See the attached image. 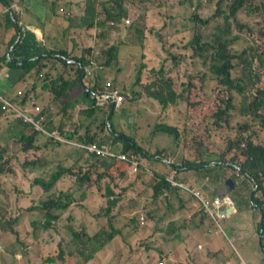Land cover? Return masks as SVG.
Returning a JSON list of instances; mask_svg holds the SVG:
<instances>
[{
    "label": "trees",
    "instance_id": "obj_1",
    "mask_svg": "<svg viewBox=\"0 0 264 264\" xmlns=\"http://www.w3.org/2000/svg\"><path fill=\"white\" fill-rule=\"evenodd\" d=\"M12 3L13 0H0V48L5 47L6 49L1 52L2 56H0V93L4 95L8 91L6 82L18 83L27 78L36 80L25 91L17 92L16 98L13 99L16 105L24 106L31 102L40 104L42 98L51 94V101L56 102L59 106H65L66 110L69 109V117L72 119L69 128L63 121L59 130L62 136L83 144H90L108 135L111 137V142L118 146V150L127 153L135 152L139 162L138 170L133 171V166L128 161L117 158L111 161L101 159L98 155H87L84 149H80V154L75 161L68 162L70 158L68 157L59 162L57 169L47 172L50 174L48 179L42 178V176L36 177L34 183L42 184L48 192V196L34 200L26 208V212H29L30 215L28 235L31 237L21 238L22 233L18 227L22 223L21 215H12L6 222L0 218V244L10 248V251L7 250L8 253L16 254V243L15 241L13 243L8 234L9 231H13L20 237L19 240L24 247L23 258L20 261L16 260L13 264H104L102 257L97 255V251L104 249L107 245L114 246L115 240L127 232L135 238L140 229L145 227L147 219H153L159 223L160 216L166 220L170 219L166 221L169 226L161 227L160 230H166L163 234L164 239L170 242H181V238L187 240L186 233L182 229L188 228L189 225L192 229V226L195 225L194 217L201 208L197 204H192L191 199L184 200L178 192L172 195L170 191L167 195L171 198L166 202V206H162L161 209L153 206L155 200L162 198L161 194H165L164 190H169V183L155 175L156 170L152 171L154 167L151 164L155 157L159 158V154L164 151L173 155V167L177 174L190 169L201 170L200 167L204 163L207 168L212 160H217L218 166L224 165L222 161L235 163L237 166L234 169L255 179L257 189H263L262 194H264V144L258 142L250 133L253 124L258 121L264 127V0H217L216 16L223 17L224 21L229 23L225 29L227 33L225 35H209L202 32L196 33L193 41L189 43L174 42L170 46H166L163 42V45L157 49V55L150 57L149 51L156 41L153 39L150 50H144V61L139 68V78H136L135 89L133 80V83L128 85L120 77V73L124 70L121 63V44L109 43L108 45L107 42L109 36L115 38L118 36L107 35L110 31L101 30V28L110 27L114 30L117 27L119 29L120 26L112 25L111 21L119 22L123 16L133 15L135 19L129 27L134 28L138 34L142 35V16L146 14L145 18L150 10L147 3L143 7L135 0H86L85 13L81 16L76 14V16L77 24L83 29V35H85L82 41L92 43L88 48L81 46V42L76 36H71L72 30L77 28L75 24L70 23L62 29L48 28V19L45 15L47 10L50 13L48 14L50 18L56 20L67 18L71 21L72 14L75 15L72 12L74 9L73 0H46L45 3L40 0L32 1L34 8L39 10L35 16H37L38 25L45 33L43 43H39L36 33L30 30L29 36L24 39L26 31L23 30L22 25H19L18 14L16 12L13 14L15 10L10 8ZM199 6L200 3L197 4V7ZM194 7L196 10V4ZM101 13L105 14V20L99 19ZM2 16L3 19H1ZM194 16L196 21L204 25L210 23V18L204 19L197 13ZM233 16L237 20L230 19ZM2 20L6 21L2 22ZM7 22L15 27L13 32L8 28ZM242 25L246 27L243 30ZM93 30H97L96 36L89 34ZM157 36L161 38L159 33ZM207 36L209 41L204 40ZM69 38L74 44L72 52H69L65 46ZM16 40L18 41L13 51L18 50L19 52H14V54L12 51V55L9 57L8 52ZM42 48L48 54L34 59V56H37ZM182 48L190 49V52L182 51ZM191 48H193V53ZM135 49L138 50V47ZM162 51L165 52V55H162ZM160 55L163 56V60L158 58ZM182 57L191 58L192 63L191 71L187 72L189 78L182 80L185 86L183 93L180 94L173 85L180 78L179 66L182 64ZM146 59L149 61L147 62ZM235 59L243 65V68H238V72L241 74L239 76H235L233 73ZM55 62H59L61 65V72L59 68H56ZM145 67H150L157 77L153 81L141 85L143 82L142 72ZM72 68L75 72H69L70 77H67L66 72ZM210 74H212L211 77ZM59 76H61L62 82L60 89L56 90L58 85L56 81L60 79L56 78ZM206 78L216 80L220 86L219 94L214 99L202 95L206 83L201 86L196 83V81ZM49 82H51L50 85ZM85 83L89 89L84 86ZM39 85H42L41 90L38 88ZM144 86H146L149 96L164 102L165 106L170 102L175 103L178 97H186V93L189 92V105L187 104L184 116L186 120L194 122L186 124L183 130L166 121L162 124L156 123L153 128L140 125L147 114L144 113L143 106L139 105V102L147 97V95L140 96ZM47 87H49L48 92H46ZM128 87L132 90L129 98V103L132 106L131 111L137 114L139 119L134 135L128 134L125 131V126L119 120V110L122 107H118L113 98L107 99L103 105H100L98 98L99 94H106L109 91H118V93L126 95L123 88L127 89ZM77 89H79L78 92ZM128 92L130 93V90ZM8 97L10 96L8 95ZM202 101L204 103L201 104ZM1 102L0 100V104H2ZM127 103L125 101L123 104ZM38 104L31 110V113L36 118L44 119V129L32 128V133L29 131L21 134L19 141L15 140L20 145L16 153L9 149V143L13 139L0 142V175L17 173L16 168L24 176H28L32 172L40 174L50 162L47 151L70 144L48 133L49 124L54 121L50 114L46 113L49 108L38 110L36 109ZM7 114L8 110L4 115ZM11 114L16 116L15 111H12ZM66 116H68V111L64 113V117ZM115 117H117L116 124L112 121ZM232 117L239 125L236 128L229 125ZM16 119L20 122L18 117ZM57 119L60 120V117ZM225 123L229 129L237 133L235 138L224 136L229 145L220 149L216 143L210 140V137L205 136L202 126L206 129L214 127V131H217L223 128ZM55 128L52 127V130ZM142 128H147L148 133L151 134H159L162 132L161 130L174 134L176 143L184 137L192 147H195L194 154L197 155L198 151L207 152L210 160L199 162L194 156L187 157L186 151L169 150L172 145L160 147V142H163L161 137L153 140L148 135L144 137L140 134ZM124 138H127L128 141H125ZM82 160L85 162L81 163ZM214 172L213 169L209 170L207 176H213ZM230 174L235 176L236 173ZM128 180L130 183L123 185ZM137 182L139 189L135 188ZM87 183L95 191L101 192L105 199V205H108L107 207L103 205L100 212H94L96 217L103 216L102 213L107 215L108 227H105L104 222L101 221L100 224H97L98 229L91 231L90 223L82 218L80 210L87 206L83 198L86 191L83 192L82 188ZM130 187L135 191L134 196L128 194ZM118 190L120 191L118 192ZM125 198L127 201L123 205ZM136 198L144 200L146 204L141 212L135 214L133 209L128 211L127 206L132 207L136 203ZM7 200L8 197L0 202ZM197 200L195 199L193 202L196 203ZM258 201L259 199L256 198L255 202L262 207L263 201L262 203ZM0 205L3 204L0 203ZM0 211L3 213L1 208ZM262 212L264 214V210ZM187 213L190 214L189 219L185 218L181 222V217ZM206 219L207 217L204 215L198 226H205L204 232L210 227L217 230L214 221L210 218L213 222L211 225ZM62 222L63 224H61ZM40 230L44 232L43 235L38 234ZM50 230L52 232L48 236L57 233V238L53 243L47 245L42 241ZM174 232L176 233L174 234ZM244 240L246 249L254 251L255 243L252 242V239L245 236ZM133 242H131L132 251L137 253ZM55 244L56 246L53 248L48 247ZM165 251L169 252L167 257L172 258L176 255L174 250L166 249ZM220 254V250L215 253L217 257ZM36 256H40L41 259L35 260ZM1 260H3L2 252H0V262ZM136 260H138L137 257L132 256L128 259L127 264H134Z\"/></svg>",
    "mask_w": 264,
    "mask_h": 264
},
{
    "label": "rangeland",
    "instance_id": "obj_2",
    "mask_svg": "<svg viewBox=\"0 0 264 264\" xmlns=\"http://www.w3.org/2000/svg\"><path fill=\"white\" fill-rule=\"evenodd\" d=\"M17 0H15L16 2ZM23 10L25 13H29L28 15L22 16L23 21L25 23H29V26L32 29H35L37 33H39L40 38H44V33L41 32L39 23L37 21V18L35 16L36 13H39V10L34 8L32 5L33 0H19ZM45 3L46 0H40ZM74 1V9L72 16L73 18L71 21L67 18H58L57 20L54 18L48 17V14H50L47 10L46 12V18L48 19V28H60L69 25L70 23L75 24L77 28H74L72 30L71 36H76L77 39L81 42L80 45L88 48L92 43L87 41H82L83 37V29L78 26L77 24V16L76 14L83 15L86 10L85 1L86 0H73ZM138 4L145 7L146 3L150 7V13L147 14V16L144 18L146 14L142 16L143 22L141 24L143 28V34H138L137 31L131 30L129 27H124V24L121 23L122 20H120V29L112 30L110 27L106 29L101 30H108L110 31L107 35L114 34L117 35L118 38L115 37H108V45L109 43H115V44H121L122 51H121V63L124 66V70L120 73V77L122 80L125 81L128 85H131L134 81V89L136 78H139V68L141 64L143 63L144 59L142 58V55L139 54L135 47L138 46L141 49H144V42L146 41L148 45L146 47L150 50V47L152 46V42L150 41V38L155 39L156 41L153 44L152 49L149 51V56L153 57L157 55V49L161 45H163V42L166 46H170L172 43H189L190 41H193L194 37L196 36V33H208L209 35H218L221 33V27H224L227 25L226 20L224 21L223 17L216 16V4L217 0H135ZM200 3V6L197 7V4ZM196 4V10L194 5ZM195 13L200 14L204 19L210 18V23L207 25H203L201 22L195 20ZM4 17L2 16L1 19ZM100 19H105V14L101 13L99 15ZM131 18L134 20L135 17L131 15ZM230 19L237 20L234 16ZM6 20H2V22H5ZM221 21V22H219ZM35 22V24H34ZM9 27L12 32L15 29V27L10 23ZM58 24V25H57ZM60 24V25H59ZM23 25V24H22ZM2 27V26H1ZM30 28V29H31ZM24 29V28H23ZM243 30V29H242ZM241 30V32H242ZM157 33H159L160 37L157 36ZM89 34L91 36H96L98 34L97 30L90 31ZM106 35V36H107ZM28 35H24V39H26ZM144 37L147 38V40H142ZM38 38V37H37ZM23 39V41H25ZM19 40V38H18ZM16 40L15 43L12 45L11 49L8 52V55H12L13 47L18 41ZM205 41H209L208 36L204 38ZM45 41V39L43 40ZM213 41V40H212ZM39 42V41H38ZM32 44V42H31ZM68 45L69 50L71 51L72 47L74 46L71 38L68 39ZM133 49V50H132ZM5 47L0 48V56L2 51H5ZM185 52H190V49H181ZM18 53V50H14L13 53ZM14 53V54H15ZM45 54H48V52H45V49H40V53L37 56H34V59H38L39 57H43ZM162 55H165V52L162 51ZM160 60H163V56H158ZM182 64L179 66V69L181 71L180 78L177 79L176 91L178 93H183V89L185 84H183L182 80H187L189 77L187 76V72L191 71V63L192 59L189 57H182ZM11 60V59H10ZM147 62L149 59H146ZM56 68H59L61 72V65L59 62H55ZM243 68L242 63L235 59V66L233 69V73L235 76L241 75L238 72V68ZM69 72H75L71 69ZM66 72L67 77H70V75ZM212 74H210V77ZM157 77V74L155 72L150 70L149 68H144V71L142 72V81L141 85H145L146 83H149L153 81ZM60 78L56 81L58 83L56 90L60 89V84L62 82L61 76L57 77L56 79ZM27 82L31 81V78H28L26 80ZM36 80H34L32 83H35ZM51 82H49L50 85ZM143 83V84H142ZM198 86H201L202 84L206 83L202 90V95H205L209 97L210 99H214L218 96L220 86L213 81V79L206 78L204 80H198L196 81ZM140 84V83H139ZM38 88L41 90L42 85H39ZM81 89V87H78ZM218 89V90H217ZM49 87H47L48 92ZM125 94L128 97L132 94V90L130 87L127 89H124ZM130 90V93L128 92ZM20 91V90H19ZM45 92V93H46ZM188 94L186 93V97H178L176 98V102L165 106L162 102H160L157 99H154L150 96H147L145 100H141L139 102L140 106H143L144 113H147L144 116V119L140 122V125L147 126L150 128H153V125L156 123L162 124L164 121L167 123H170L172 125L179 126L182 130L185 128L186 124H191L194 121L190 122L186 120L184 113L187 110V104L189 105L188 100ZM13 89L9 91V96H15ZM147 95L146 86L142 88V93L140 96ZM67 96H69L67 94ZM182 96V95H181ZM8 97L0 95V98ZM209 99V100H210ZM42 101V99H41ZM207 101V100H205ZM72 103V102H71ZM204 103V101L201 102V104ZM46 105H50V101L47 102V100H43L42 103H40V109H45ZM52 108V107H51ZM132 106L131 103L123 104L121 110H119V120L121 121L122 125L125 126V131L130 134L134 135L136 132V125L139 121L137 114L133 113L131 111ZM50 114V111H48ZM117 116V115H116ZM234 116V114H233ZM161 120L160 122H158ZM113 123H117V117H115L113 120ZM157 121V122H156ZM64 122H66L67 127L69 128L72 122V119L70 117L64 118ZM10 125L11 129H6V126ZM229 125L231 127H238L239 125L236 124V122L233 120V117L230 120ZM59 125H57L58 127ZM32 127L30 126H23L20 123L12 122V121H2L0 124V142H7L9 139L12 140L9 143V149L11 152L16 153L18 149L20 148V145L15 142L19 141V137L23 133H28L31 131L32 133ZM50 130H52V126L50 127ZM202 130L204 131V134L207 138H211L210 140L213 141L218 145L220 149H224L226 145H229V142L227 139L224 138V136H230V138L236 137V131H233L232 129H229L227 127V123L224 124V127L221 129H218L217 131H214V127H209L208 129L204 128L202 126ZM159 134L156 133H148L149 130L147 128H142L140 131V134H142L144 137L148 135L151 140L157 139L158 137H161L163 142H160V147H163V145H172V148L169 147V150L172 151H186L185 154L187 157L194 156L195 159L197 158L199 162L207 161L208 154L207 152L198 151L197 155L194 154L196 151L195 147H192L188 140L186 138H182L181 140L176 143V138L174 134L166 133L163 130H161ZM250 133L254 136V138L260 142L261 144H264V127L262 126L261 122L258 121L257 123L253 124L252 129L250 130ZM104 137H107L110 140V137L105 135ZM134 137V136H133ZM73 149H76V147H71L70 145H61L58 147H55L51 149L50 151H47L49 158L53 160L54 164H51V170L57 169V165L60 161L67 159L69 156L73 155ZM80 150V149H79ZM172 155V154H171ZM173 157V155H172ZM210 160V159H209ZM84 160H82V163ZM164 166L165 170H168L169 172H173V168L170 165H167L163 162H161ZM230 162L225 163L223 166L217 165V160H212L207 168L204 170H197V169H190L186 172H183L181 176L189 175L192 179H194V184H197L198 191L201 192V194L207 198L214 206V197L216 194L221 193L225 194L227 193L228 189L223 181L227 178V176L230 173H236L235 178L237 180H240L241 182L238 184V187L230 191L229 193L234 198V201L238 207V218H244L245 211H246V199L248 194L255 190L257 188L255 179L248 177L241 173L240 170L234 169L236 168L232 164H229ZM206 164V163H204ZM216 164V165H215ZM154 169H152L153 172H155L156 169L160 168L159 161H154L152 163ZM203 165H201V168ZM228 167V168H227ZM232 171H231V169ZM218 170L214 181L212 183L214 184V187L211 184L208 183H201V178L199 177L200 172L206 174L209 170ZM46 172V171H45ZM44 171L42 173L32 172L29 173L28 176H24V174H18V176H0V191L6 192L8 195V200L6 202H0L3 205H0L1 210H3V213L0 211V218L4 219V222L7 221V219L12 215H21L22 223L18 225V227L21 230V238L26 239L28 237H31L28 235V231L30 230V222H29V212H26V208L29 207L34 200H39L42 198H46L48 196V192L44 189L42 184H35L36 177L42 176V178H49L50 174L45 173ZM215 173V172H214ZM209 174H206V176ZM221 180V181H218ZM130 183V180L126 181L123 185H127ZM264 185V181H263ZM139 189L138 182L136 183L135 188ZM120 190H118L119 192ZM263 189H260L256 192L259 196H263L262 194ZM129 196H134L135 191L132 187L128 190ZM116 196V194H115ZM183 199L186 200L188 194L183 195ZM116 198V197H115ZM1 199V196H0ZM110 199V198H109ZM169 199L164 198H158L155 200V206L156 208H160L162 206H166V202ZM194 196L191 195V201H194ZM127 199L125 198L123 205L126 204ZM197 205L201 208L199 210V222L202 221L204 215L207 217L206 221L209 222L211 225H213V222L210 220L211 217L207 215L205 210V203L203 201L199 202L196 201ZM105 200L101 198L100 193H97V195H94L93 198L87 203V206L82 210V218L87 220L90 223L91 231H95L98 229L97 224H100V222H104L105 227H108V217L105 213H102L103 216L96 217L94 212L98 213L100 212V206L99 205H105ZM146 202L144 200H141L140 198H136V203L130 207L127 206V210L133 209V213H138L142 211V208H145ZM5 206V207H4ZM106 207L108 205H105ZM104 207V208H106ZM204 209V210H203ZM190 217V214L187 213V215L183 214V217L181 222L186 218L188 220ZM195 219V217H194ZM212 219V218H211ZM170 219H165L163 216L159 217V223L154 221L153 219H147L145 227L140 229V232L136 235V237H131L129 232H127L125 235L118 237L115 240L114 246H105L104 249H101L97 251V255L101 256L103 259L104 264H127V261L130 257L136 256L138 260L134 264H158L160 261H164L165 264H223L222 259H227L229 256L234 264H243V261L241 259V255L234 245V243L231 242L233 238V232L232 228L233 225L230 222L229 219H220L221 227L218 222L215 220L214 223L216 225V229L219 230L216 237L217 240L214 237H212L211 241L216 240L218 241V244L223 248L227 250V254H220L219 257L215 255L216 252L209 254V245L210 243L207 242L208 236L204 235L205 226L199 227L198 225L192 226V229L189 225L188 228H183L182 231L186 233L187 239L190 241L189 243V251L186 250V243L185 240L181 242V246L178 247L175 257H167L166 255L169 254V252L165 251L163 248H165V242L168 243L170 246L171 242L167 239H164L163 234L166 232V230L160 231L161 227L169 226L168 222ZM99 221V223H98ZM189 223V222H188ZM241 223V220H240ZM6 226L9 228L8 224L5 223ZM63 224V222L61 223ZM144 226V225H143ZM166 228V227H165ZM173 228V227H172ZM174 229V228H173ZM52 230L48 231V234L45 237V239L42 241L44 244H50L53 243V241L57 238V233H55L53 236H48ZM54 233V232H53ZM176 232H174L175 234ZM243 231H240V234H243ZM8 234L10 235L13 243L15 241L16 243V254L12 255L7 252L10 251V248H6V246L3 244L2 248H0V251L4 253V256L2 257V263L6 264V262H11L12 264L16 260H21L24 256L23 254V244L19 240L20 237L13 231H9ZM39 235H43L44 232L42 230L38 231ZM162 234V235H160ZM157 237V238H156ZM156 239V240H155ZM134 241V242H133ZM131 242L135 245V251L137 253L132 251V245ZM194 242H197V246L194 244ZM235 242L239 243L238 240L235 238ZM175 243V241H173ZM264 243V241H263ZM139 244V245H138ZM200 245H203L202 248H200ZM218 245V246H219ZM255 249L258 251H263L259 253H246L243 255V258L247 264H256L259 261L261 257H264V249L262 248L261 243L255 242ZM55 245L48 246V247H55ZM219 246V247H220ZM197 247V248H196ZM176 250V246H173L171 248V251ZM44 251L42 250V253ZM57 253V250H56ZM164 256H163V255ZM15 257V258H14ZM41 259L40 256H36L35 260ZM264 264V262H262Z\"/></svg>",
    "mask_w": 264,
    "mask_h": 264
},
{
    "label": "clouds",
    "instance_id": "obj_3",
    "mask_svg": "<svg viewBox=\"0 0 264 264\" xmlns=\"http://www.w3.org/2000/svg\"><path fill=\"white\" fill-rule=\"evenodd\" d=\"M10 8H12V9H14L15 11H13V14L16 12L17 14H18V19H19V25H22L23 26V30H25L26 32H25V34L24 35H28V33H29V30L31 31V29H28V27L27 26H25V23H24V21H23V18H22V16L24 15V13H25V11L23 10V8H22V5H21V3H20V1L19 0H17L16 2H15V0H13V3H12V5H11V7ZM150 13V11L148 12V14ZM26 14V13H25ZM100 19V18H99ZM100 20H105V19H100ZM122 22L121 23H123L124 24V27L126 28V27H129V25L133 22V19L131 18V15H128V16H123L122 17ZM120 23V21L118 22V21H115V20H112L111 21V24L112 25H120L121 24ZM29 24H30V22H29ZM29 24L28 23H26V25H28L29 26ZM229 24V23H228ZM227 24V25H228ZM204 25V24H203ZM206 25V24H205ZM227 25H225L224 27H221V33L220 34H218V35H225V34H227L226 32H225V29H226V27H227ZM131 30H134L135 31V29L134 28H131V27H129ZM244 28H246V27H244L243 25H242V29H244ZM116 29H118L117 27H116ZM116 29H114V30H116ZM120 29V28H119ZM241 33V32H240ZM142 40H147V38L145 37V39H142ZM150 41L151 42H153V38H150ZM146 45H148L147 44V42L145 41L144 42V49H141L140 47H139V44H138V50H136L139 54H141L142 55V58H143V54H144V50H149L147 47H146ZM133 50V49H132ZM98 52L100 51L99 49L97 50ZM191 51H192V53H193V48H191ZM69 52H72V51H69ZM71 61H76L75 59H70ZM91 69H92V66H91ZM85 75H86V72H85ZM213 81H215L217 84H218V82L216 81V80H214L213 79ZM219 85V84H218ZM87 89H89V87L87 86V84L85 83V85H84ZM174 86V89H176V86H175V84L173 85ZM26 90V89H25ZM25 90H21V91H19V92H22V91H25ZM115 92V91H114ZM114 92H112V91H109V93H106L107 95L108 94H110L111 96L109 97V98H113V101L116 103V105L118 106V107H122L123 106V103H125V101L126 102H129V100H128V97H127V95H122V94H120V93H118L119 95H121L122 97H123V99L122 100H119L118 101V97L117 96H114ZM106 94H99L98 95V98H99V104L100 105H103L106 101H107V99H109V98H107L106 100H105V97H104V95H106ZM0 95H2L1 93H0ZM2 96H4V95H2ZM97 96V95H96ZM147 96H149L148 94H147ZM131 97V95H129V98ZM150 97H152V96H150ZM152 98H154V99H157V98H155V97H152ZM13 99L14 98H10V97H3V98H0V100L2 101L1 103V109H2V107H3V112H5L6 110H8V114L5 116V117H12V118H14L15 120H17L16 119V117H18L19 118V120H20V123L21 124H24V125H26V126H30V127H32L33 129H35L32 125H27V124H25L24 122H23V120L21 119V117L20 116H18L17 115V111H16V109H19V110H21V111H27L30 115H32V116H34L32 113H31V110L32 109H34L35 107H36V104H38V103H34V102H31V103H29V104H26V105H24V106H18V105H16L15 103H14V101H13ZM145 100V99H144ZM157 100H159V99H157ZM105 101V102H104ZM160 101V100H159ZM6 102H9V103H11V105H13L14 107H12V106H8V108H5L4 106V104L6 103ZM104 102V103H103ZM161 102V101H160ZM163 104H164V102H163ZM169 104H171V102L169 103ZM168 104V105H169ZM47 107V106H46ZM45 107V108H46ZM62 107V109H64L65 108V106H61ZM36 109H38V110H40V104H38V107L36 108ZM43 109V108H42ZM12 111H15L16 112V116L15 115H13V114H11V112ZM48 111H50V110H48ZM48 115H49V113L48 112H46ZM35 117V116H34ZM59 130L60 129H54V130H48V132H49V134L50 133H52V132H54V131H58V133H59V135H60V137H61V139L60 138H57V139H59V140H61V141H64V142H67V143H70V144H68V145H70L71 147H76L77 149H84L85 150V153L87 154V155H98L97 153H90V152H88V150L87 149H85V148H82V147H79V146H77L75 143L76 142H79V141H76V140H73V139H68V138H66V137H64V136H62L61 134H60V132H59ZM51 135V134H50ZM108 136V135H107ZM55 137V136H54ZM110 137V136H109ZM110 139H111V137H110ZM96 141H98V142H101V141H104V143H107V144H109V145H111L112 147H113V150H114V152L116 153V154H119V153H126V154H128L129 155V157L131 156V154H134V156H136V153L135 152H131V153H127V152H124V151H121V150H118V146H115V144L113 143V142H111V140H109L107 137H101V139H99V140H96ZM96 141H94V142H96ZM79 143H81V142H79ZM93 143V142H92ZM67 145V144H66ZM86 145H88V144H86ZM99 156V158H101V159H107V160H115L116 158L117 159H119V160H124V159H121L118 155H116V156H107V157H103V156H101V155H98ZM138 160V159H137ZM125 161H128V162H130L131 164H132V166H133V163L130 161V160H128V159H125ZM154 161H159V163H160V166H161V168H159V171H158V169H156V174L155 175H158L159 177H162V179H164V180H166L168 183H169V186H168V189L169 190H164V192H165V194H161V197L162 198H164V199H170L171 197L170 196H168L167 195V193L170 191L171 193H172V195H174V193L175 192H178L179 194H181V197H184L183 195H186V194H188V196L187 197H190L191 198V195H193L194 196V199H198V200H200V201H203L204 203H205V201L206 200H208L207 198H205L202 194H201V192L200 191H198V189H197V186L196 185H194V184H192L187 178H186V176H181L182 175V173H180V174H177V172L174 170V167H173V164H174V161H173V158H172V155H171V153H169V152H167V151H164L163 153H161V154H159V158H158V156H156L155 157V159H154ZM161 162H163V163H165V164H167V165H170V166H172V168H173V172H169L168 170H165V168H164V166L162 165V163ZM218 162V161H217ZM224 164L226 163V162H229V161H226V162H224V161H222ZM151 164H152V162H151ZM229 164H232L233 166H237V164H235V163H229ZM203 165H206V164H203ZM207 166V165H206ZM138 167H139V164H138ZM200 169H201V167H200ZM138 170V169H137ZM134 171V170H133ZM184 172H186V171H184ZM131 173H132V169H131ZM1 177L2 176H4V175H0ZM171 177H173V180H175V182H178V183H184L185 185H190L191 187H195L196 188V190L198 191V194H196V193H193V192H191V190L190 191H188V190H183V188H182V186L181 185H179V184H174L173 182H172V180L170 179ZM228 178H232V180L236 183V185L238 184V182L240 181V180H237L236 178H235V176H231V174H230V176L229 177H227L226 179H225V181H223L224 183H225V185H226V187L228 188V191H227V193H225V194H219V195H217L216 197H214V206H213V204H212V208H213V212H214V214H212V213H210L208 210H207V208H206V205H205V212L208 214V216L209 217H211L213 220H215L216 222H218L219 223V225H220V227H221V223H220V219H226L227 217H229L230 215H231V213L230 212H228L227 211V209L229 208V207H232L233 206V209L234 210H236L237 208H236V205L234 204V201L232 200V198H231V196L230 195H228L229 194V192L230 191H233L234 189H231L230 188V186L227 184V179ZM236 187V186H235ZM258 188V187H257ZM255 189V190H253V191H255V192H257L258 191V189ZM252 191V192H253ZM218 198H220L221 200H222V204L220 205V208H218L217 209V202H216V200L218 199ZM256 198H258L259 199V201L258 202H260V203H262V201H263V204H262V207H260V206H258V204L255 202V199ZM105 200V199H104ZM209 201V200H208ZM254 202H255V208H256V212H257V214L260 216V225H259V227H257L256 228V232L258 233V239H259V243H261V245H262V248L264 249V243H263V241H264V214H263V212H262V210H264V194H263V196H259L258 194H255V197H254ZM220 212H222V213H225L226 214V216L225 217H222V216H220L219 215V213ZM219 231V230H218ZM193 232V231H192ZM182 240H181V242H183L184 241V239L183 238H181ZM181 242H175V243H173V242H171V244H170V246L168 245V243L167 242H165L164 244H165V247H168L169 249H171L173 246H176V250H175V252H177V249H178V247L179 246H181ZM231 242L233 243V241L231 240ZM2 244H0V248H2ZM197 246V245H196ZM203 247V245H200V248H202ZM186 248V250L187 251H189V249L187 248V247H185ZM197 248V247H196ZM164 249V248H163ZM165 250V249H164ZM1 252V251H0ZM15 255V254H14ZM4 256V253L2 252V257ZM161 262H164V261H160L158 264H160ZM2 262H0V264H1ZM164 264H165V262H164Z\"/></svg>",
    "mask_w": 264,
    "mask_h": 264
},
{
    "label": "crops",
    "instance_id": "obj_4",
    "mask_svg": "<svg viewBox=\"0 0 264 264\" xmlns=\"http://www.w3.org/2000/svg\"><path fill=\"white\" fill-rule=\"evenodd\" d=\"M29 13H27L26 12V14L25 15H28ZM37 17V16H36ZM29 24V23H28ZM34 24H35V22H34ZM27 27H28V29H30L31 27L30 26H28L27 25ZM40 27V26H39ZM40 30H41V32H43L44 33V30L40 27ZM31 31H33V32H35L36 33V35H37V37H38V41H39V43H43L44 41V38L42 37V38H40V35H39V33H37V31L35 30V29H32L31 28ZM44 36H45V33H44ZM65 46L69 49V45H68V41L66 42V44H65ZM70 70V69H69ZM68 70V71H69ZM72 71H75L73 68H72ZM68 73V72H67ZM73 73V72H72ZM69 75H70V73H68ZM28 79V78H27ZM27 79H25V80H23V81H21V82H18V83H13L12 81H10V82H6V89H8V91L6 92V94H4V96H7V95H9V91L10 90H12L13 89V91H14V93L16 94L15 96H10V97H12V98H16V96H17V92L20 90H25V89H27L28 88V86H30L31 85V83H32V81L33 80H31V81H29V82H27L26 80ZM83 81H84V78H83ZM77 92L79 91V89H77L76 90ZM41 98H42V95H41ZM51 98H52V95L50 94V95H47V96H45L44 98H42V102H43V100H47V102L48 101H50V105H46L48 108H49V110H50V116H51V119H53V121L54 122H51L49 125H50V127L52 126L53 128H55V129H60V127L63 125V121H64V118H66V117H69L70 116V113H69V109L68 110H66L65 108L64 109H62V107L61 106H59L56 102H54V101H51ZM52 107V108H51ZM66 111H68V116H66V117H64V113L66 112ZM4 114H5V112H3L2 111V109H1V104H0V124L2 123V121L4 120V121H7V120H9V121H12V122H17V123H20L19 121H17V120H15L14 118H12V117H5L4 116ZM58 117H60V120H58L57 118ZM64 123H66V122H64ZM21 124V123H20ZM57 125H59L58 127H57ZM6 129L8 130V129H11V126L10 125H7L6 126ZM73 155H71V156H69L70 158H69V161L68 162H71V161H75V159L79 156V154H80V150L79 149H73V153H72ZM86 154V153H85ZM84 162H85V160H84ZM83 162V163H84ZM81 163H82V161H81ZM51 164H54V162H53V160L52 159H50V162H49V164H48V166H46V168H44L43 169V171L45 172V173H47V172H50V171H52L51 170ZM160 168H161V166H160ZM202 170H204L205 168H201ZM16 170H17V173H10V174H7V175H4V176H18V174H20L19 172H18V169L16 168ZM219 171L218 170H215V173H214V175L213 176H206V174H204V173H201L200 172V175H199V177L201 178V183L202 184H204V183H208V184H211L213 187H214V184L212 183V181H214V179H215V177H216V175H217V173H218ZM230 176V174L227 176V177H229ZM186 178L192 183V184H194V179H192L191 178V176H189V175H186ZM218 181H221V180H218ZM241 181H239L238 182V184L240 183ZM200 182H198L197 184H194V185H198ZM238 184L236 185V187H235V189L238 187ZM83 192L84 191H86V193L85 194H83V198L85 199L84 200V202L87 204L92 198H93V196L94 195H97V193H100V196H101V198L102 199H104V197L102 196V194H101V192H99V191H95L92 187H90V185L87 183V184H84V186H83ZM234 189V190H235ZM1 192V191H0ZM251 193H252V191L248 194V196H247V199H246V211H245V216H244V218H238L237 217V215H238V207H237V205H236V203H235V201H234V198L231 196V194L229 193L228 195H230L231 196V198H232V200L234 201V204L236 205V210H234L232 213H231V215L229 216V217H227L226 219H229L230 220V222L232 223V225H233V228H232V232H233V238H232V241H233V243H234V245L236 246V248L238 249V251H239V253H240V257H241V259H242V261H243V264H247L246 262H245V260H244V258H243V255H245L246 253H249V252H252V253H259V252H263V251H258V250H254V251H250V250H248V249H246V247H245V240H244V237L245 236H248V237H250L251 239H252V242L253 243H255V242H258L259 243V239H258V236H256V228H251V227H249V223H250V217H251V215H252V210H251V207H250V203H249V201H250V198H251ZM219 194H221V193H218V194H216L215 195V197L217 196V195H219ZM0 196H1V199H0V201H2L3 199H5L6 197H8V195H7V193L6 192H4L3 194H0ZM9 198V197H8ZM191 198L190 197H187L186 198V200H190ZM191 203L193 204H197V203H195V202H193V201H191ZM85 204V205H86ZM100 206V208L103 206V205H99ZM84 208H82L81 210H80V212H82V210H83ZM199 214V213H198ZM198 214L195 216V224H199V217H198ZM240 220H241V223H240ZM240 231H243L244 233L243 234H240ZM219 231L218 230H215V229H213V228H209L206 232H204L203 234L204 235H206V236H208V238H207V242L208 243H210V245H209V247H208V249H209V254L211 255L212 253H214V252H216L217 250H220L221 251V253L222 254H227V250L226 249H223L219 244H218V241H216L217 240V237H216V235H217V233H218ZM215 236V238H216V240H213V241H211V239H212V237H214ZM235 238L238 240V242L239 243H236L235 242ZM185 243H186V247L189 249V243H190V241L187 239V240H185ZM194 244L195 245H197V242H194ZM220 247H219V246ZM165 250L166 249H168V250H170L168 247H165L164 248ZM15 258V257H14ZM259 261L260 262H258V263H256V264H263L262 262H264V257H261L260 259H259ZM1 262H2V260H1ZM221 263H223V264H234L233 263V261L231 260V258H230V256L227 258V259H225V258H223L222 259V262ZM6 264H12L11 262H6Z\"/></svg>",
    "mask_w": 264,
    "mask_h": 264
},
{
    "label": "built area",
    "instance_id": "obj_5",
    "mask_svg": "<svg viewBox=\"0 0 264 264\" xmlns=\"http://www.w3.org/2000/svg\"><path fill=\"white\" fill-rule=\"evenodd\" d=\"M110 96H111L110 94H108V95H107V94L104 95L105 100H106L107 98H109ZM114 96H117V97H118V101L123 99V97H122L121 95L118 94V91H115V92H114ZM104 102H105V101H104ZM104 102H103V103H104ZM4 105H5V106H4L5 108H8V106H12V107H14V106L11 105V103H9V102H6ZM16 111H17V115L21 117V119L23 120V122H24L25 124H27V125H32L35 129H44V123H43V120H44V119H43V118H36V117L30 115L27 111H21V110H19V109H16ZM48 133H49V132H48ZM50 134H51L52 136H55L56 138H60V139H61V137H60L58 131H54V132H52V133H50ZM75 144H76L77 146H79V147H82V148L87 149L88 152H90V153H97L98 155H101V156H103V157H107V156H109V155H110V156H116V155H118L121 159H124V160H125V159H128V160H130V161L133 163V170H134V171H136V170L138 169V164H139V162H138V160L136 159V156H134V154H131L130 157H129V155L126 154V153H119V154H116V153L114 152V150H113V147H112L111 145L107 144V143H104V141H101V142L96 141V142L90 143V144H88V145L83 144V143H79V142H76ZM170 179L172 180V182H173L174 184H179V185H181L182 188H183V190H188V191L191 190V192L198 194V191L196 190L195 187H191L190 185H189V186H188V185H185L184 183H178V182H175V180H173V177H171ZM216 202H217V204H218V205H217V209H218V208H220V205L222 204V200H221L220 198H218V199L216 200ZM205 205H206L207 210H208L210 213L214 214L211 202L208 201V200H206V201H205ZM219 215L222 216V217H225V216H226V214H225V213H222V212H220ZM160 264H164V262H161Z\"/></svg>",
    "mask_w": 264,
    "mask_h": 264
},
{
    "label": "flooded vegetation",
    "instance_id": "obj_6",
    "mask_svg": "<svg viewBox=\"0 0 264 264\" xmlns=\"http://www.w3.org/2000/svg\"><path fill=\"white\" fill-rule=\"evenodd\" d=\"M255 194H256L255 191H253L251 193V198H250V201H249L251 210L253 212L251 217H250V223H249V227H251V228L252 227L253 228H257L260 225V216L256 212L255 202H254ZM255 234H256V236H258L257 232Z\"/></svg>",
    "mask_w": 264,
    "mask_h": 264
},
{
    "label": "water",
    "instance_id": "obj_7",
    "mask_svg": "<svg viewBox=\"0 0 264 264\" xmlns=\"http://www.w3.org/2000/svg\"><path fill=\"white\" fill-rule=\"evenodd\" d=\"M14 46H15V45H14ZM13 48H14V47H13ZM9 57H11V54H10ZM124 140H125V141H128L127 138H124ZM226 163H227V162H226ZM202 167L205 168L206 165H203ZM227 184L230 186L231 189H234L235 186H236V183L232 180V178H228V179H227ZM227 211L230 212V213L233 212V211H234L233 206H232V207H229V208L227 209Z\"/></svg>",
    "mask_w": 264,
    "mask_h": 264
}]
</instances>
